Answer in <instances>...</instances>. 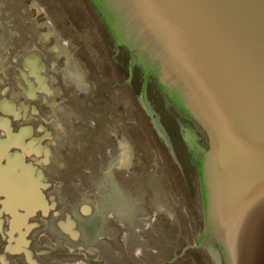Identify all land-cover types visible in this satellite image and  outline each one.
Returning a JSON list of instances; mask_svg holds the SVG:
<instances>
[{
  "label": "rangeland",
  "instance_id": "obj_1",
  "mask_svg": "<svg viewBox=\"0 0 264 264\" xmlns=\"http://www.w3.org/2000/svg\"><path fill=\"white\" fill-rule=\"evenodd\" d=\"M90 21L99 28L87 0H0V90L15 84L24 51L41 46L58 63L46 73L60 120L49 199L90 239L83 263L207 264L181 191Z\"/></svg>",
  "mask_w": 264,
  "mask_h": 264
},
{
  "label": "water",
  "instance_id": "obj_2",
  "mask_svg": "<svg viewBox=\"0 0 264 264\" xmlns=\"http://www.w3.org/2000/svg\"><path fill=\"white\" fill-rule=\"evenodd\" d=\"M93 1L117 44L129 49L116 56L113 42L104 38L120 84L181 191L196 246L207 264H222V256L225 264H264V0ZM129 51L132 70L141 65L146 83L156 77L172 104L209 138V148L196 160L188 151L198 166L199 175L189 167L186 179L193 188H201L202 228L200 200L190 204L184 197L182 180L162 150L164 142L143 114H162L159 102L145 95L146 87L135 100L121 80L122 70L116 66L129 61ZM165 120L162 124L168 126L170 119ZM174 121L180 133L177 118ZM187 128L184 139L180 134L186 150L207 145L202 130L190 124ZM166 141L181 168L172 140Z\"/></svg>",
  "mask_w": 264,
  "mask_h": 264
},
{
  "label": "flooded vegetation",
  "instance_id": "obj_3",
  "mask_svg": "<svg viewBox=\"0 0 264 264\" xmlns=\"http://www.w3.org/2000/svg\"><path fill=\"white\" fill-rule=\"evenodd\" d=\"M91 1L99 28L94 22L90 23L100 38L104 39L106 35L109 37L113 42L115 55L119 56L124 51L123 46L117 44L103 13ZM41 49L40 46L32 51H24L22 61H15V84L7 86L6 83L5 88L0 90V264H82L83 259L89 261L84 255L89 253L86 248L90 249V239L81 235L77 222H73L70 216L60 219L61 211L48 195L52 186L47 184V173L55 163L52 159L57 143L53 136L60 120L57 117L59 111H56L58 103L51 102L54 98L57 99L56 93L46 73L58 67V63L50 66L40 56L43 54ZM132 59L129 51L125 70L127 77L123 84L131 89L132 96L137 100L139 94L134 83L137 67L142 69L141 91L143 93L146 87L145 95L153 76L146 83L144 68L136 65L132 70ZM116 67L122 70L120 65ZM55 79L61 80L58 77ZM143 114L170 154L166 139L171 140L167 126L162 124L163 113L151 110ZM177 120L184 139L187 126L194 124L183 118ZM161 132L166 136L165 139ZM203 149H207L206 145L201 149L197 145L188 147L194 160L202 154ZM11 181H18L30 188L12 190L8 185ZM49 234L53 237L49 238ZM216 249L220 252L218 245ZM221 262L223 264V256Z\"/></svg>",
  "mask_w": 264,
  "mask_h": 264
},
{
  "label": "trees",
  "instance_id": "obj_4",
  "mask_svg": "<svg viewBox=\"0 0 264 264\" xmlns=\"http://www.w3.org/2000/svg\"><path fill=\"white\" fill-rule=\"evenodd\" d=\"M123 50L128 53V50L123 47ZM128 64L127 59L123 60V64H122V81L124 82L127 75H126V65ZM134 83L136 85L137 91L138 93L141 91L142 85H143V74H142V69L140 67H137L136 70V77L134 80ZM148 95L155 101L159 102V107L161 108L159 111H162L163 115H164V120L165 119H170V124H168L167 128L169 129V133H170V137L172 140V145L174 147V151L177 155V157L180 159L181 161V165L182 167L180 168L172 159V156L169 154V149L164 145V143L162 144V150L164 151V154L166 156H168L169 158V162L173 165V167L175 168V172L178 175V177L182 180V186H183V190H184V197L188 200V202L190 204L193 203L194 200L199 199L201 202V212L198 213L199 215V219L201 220V223L199 224V226L202 228L203 225V221H204V209H203V204H202V195H201V188L200 185H198L197 187L193 188L191 186V184H189V182L187 181L186 177L188 176L189 170L188 168L191 167V173H195L196 175H199L198 172V166L196 165V163L193 162V159H191V156L188 152V150H186L187 148H185L182 144L181 141V136L180 133L177 131V127H176V122L174 121L176 118H183L188 120L189 122L193 123L194 125H196L200 130L204 131L202 129L201 126H199L197 124V122H195L194 120H192L191 118L187 117L186 115H184L182 112H180L176 106L174 104H172L170 102V100L167 98V96L165 95V93L163 92V90L161 89L158 80L156 77H151L150 78V84L148 85ZM162 115V116H163ZM166 121V120H165ZM204 134H206V132L204 131ZM206 139H207V145L206 148H209V138L207 136V134L205 135ZM180 145H182L183 147H180ZM183 148V149H182ZM182 159V160H181ZM183 160H186V164ZM223 264H225V262L223 261Z\"/></svg>",
  "mask_w": 264,
  "mask_h": 264
},
{
  "label": "bare ground",
  "instance_id": "obj_5",
  "mask_svg": "<svg viewBox=\"0 0 264 264\" xmlns=\"http://www.w3.org/2000/svg\"><path fill=\"white\" fill-rule=\"evenodd\" d=\"M8 185H9V188L10 189H12V190H16V191H22V190H24L25 188H27L26 186H23L21 183H19L18 181H11V183H8ZM28 186V185H27ZM30 188V187H29ZM29 188H27V189H29ZM40 200V199H39ZM39 205V203L38 204H36L35 206H38ZM35 206H33V207H35Z\"/></svg>",
  "mask_w": 264,
  "mask_h": 264
}]
</instances>
